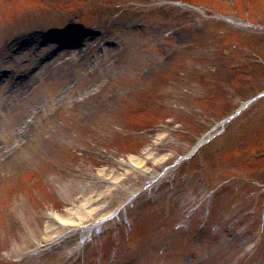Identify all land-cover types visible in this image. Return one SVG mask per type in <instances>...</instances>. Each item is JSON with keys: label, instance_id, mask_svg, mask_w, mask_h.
Listing matches in <instances>:
<instances>
[{"label": "rangeland", "instance_id": "374dc122", "mask_svg": "<svg viewBox=\"0 0 264 264\" xmlns=\"http://www.w3.org/2000/svg\"><path fill=\"white\" fill-rule=\"evenodd\" d=\"M33 1L0 0V264H264V101L219 127L264 0Z\"/></svg>", "mask_w": 264, "mask_h": 264}, {"label": "bare ground", "instance_id": "6f19581e", "mask_svg": "<svg viewBox=\"0 0 264 264\" xmlns=\"http://www.w3.org/2000/svg\"><path fill=\"white\" fill-rule=\"evenodd\" d=\"M137 173H140V171H137ZM65 220H67L68 223L73 224V222H71V220H68V219H65ZM48 229L50 230L51 227L49 226ZM76 232H77V227L75 226V227L71 228V231H69V233L66 234L65 237H66V236H69L67 239H68V241H70V239L76 234ZM56 234H58V232H55V235H56ZM52 241H53V240H52ZM52 241H51V242H52ZM68 241H67V242H68Z\"/></svg>", "mask_w": 264, "mask_h": 264}]
</instances>
